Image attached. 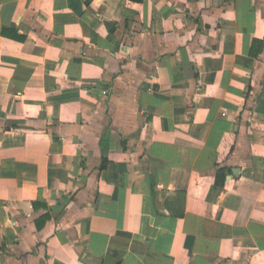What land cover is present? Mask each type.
Wrapping results in <instances>:
<instances>
[{
  "label": "crops",
  "instance_id": "1",
  "mask_svg": "<svg viewBox=\"0 0 264 264\" xmlns=\"http://www.w3.org/2000/svg\"><path fill=\"white\" fill-rule=\"evenodd\" d=\"M106 256L264 264V0H0V264Z\"/></svg>",
  "mask_w": 264,
  "mask_h": 264
},
{
  "label": "trees",
  "instance_id": "2",
  "mask_svg": "<svg viewBox=\"0 0 264 264\" xmlns=\"http://www.w3.org/2000/svg\"><path fill=\"white\" fill-rule=\"evenodd\" d=\"M224 169L222 167L217 168L216 172H215V179L217 183L222 184L223 183V179H224Z\"/></svg>",
  "mask_w": 264,
  "mask_h": 264
},
{
  "label": "water",
  "instance_id": "3",
  "mask_svg": "<svg viewBox=\"0 0 264 264\" xmlns=\"http://www.w3.org/2000/svg\"><path fill=\"white\" fill-rule=\"evenodd\" d=\"M103 264H117V262L109 256L103 259Z\"/></svg>",
  "mask_w": 264,
  "mask_h": 264
}]
</instances>
